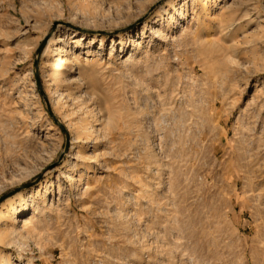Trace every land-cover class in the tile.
Returning a JSON list of instances; mask_svg holds the SVG:
<instances>
[{"label": "rangeland", "instance_id": "obj_1", "mask_svg": "<svg viewBox=\"0 0 264 264\" xmlns=\"http://www.w3.org/2000/svg\"><path fill=\"white\" fill-rule=\"evenodd\" d=\"M64 61L79 86L55 111L83 133L49 112ZM18 191L13 264H264V0H0V197Z\"/></svg>", "mask_w": 264, "mask_h": 264}, {"label": "bare ground", "instance_id": "obj_2", "mask_svg": "<svg viewBox=\"0 0 264 264\" xmlns=\"http://www.w3.org/2000/svg\"><path fill=\"white\" fill-rule=\"evenodd\" d=\"M57 26L58 25H54L53 28L49 32L50 36L45 44L46 46H44L45 49L43 48L44 51L42 50L43 57L50 55L52 53V50L54 49L53 45H55L54 43L57 41V39L55 38V33L53 32ZM73 33L80 34L77 31H73ZM55 51L57 53L56 55L58 58L63 55V48L60 45L55 46ZM86 59H84L82 63L85 64V62L87 61ZM82 63H76L70 66L68 62L64 61V63L62 62V64H59L58 68L53 70L49 74V78L47 81L43 80L45 81L44 89L47 95L49 105L54 111H55V106H56L55 105L56 103H54V99H55L54 97H59L62 94V93H59L61 88L65 87V89H68V90L71 88H78L79 80L75 76H72L71 74L76 73L80 65H82ZM56 113H57L56 116H58L61 119L60 122L62 123V125L66 127V132L68 135H70V133L73 130L76 134H78V132L80 131H82L83 133L85 130H87V127H86L87 124L85 125L84 121H81L80 125H75L73 127L74 124L68 121L64 115L63 116L60 115L58 111ZM72 149L73 147L71 146V150ZM49 181L50 179L45 180L47 184L49 183ZM43 184L44 182H40L37 186H42ZM35 196H37V193L35 194ZM30 197H34V194L31 193ZM26 208L27 206H26V198H25L24 191H18L15 194L10 195L3 202L0 203V242H2L5 246H9L13 242V239L11 238L5 239V236L9 234V233L7 234L6 232V229H7L6 222L11 221V227L8 228V229H12L11 232L9 231L10 234L14 235L15 233H17L16 232L17 230L14 227V224L16 222L21 221L19 219L20 213L23 212ZM22 222L24 225L26 224L27 221L22 220ZM0 264H13V261L9 257H5L3 258V260H0Z\"/></svg>", "mask_w": 264, "mask_h": 264}, {"label": "water", "instance_id": "obj_3", "mask_svg": "<svg viewBox=\"0 0 264 264\" xmlns=\"http://www.w3.org/2000/svg\"><path fill=\"white\" fill-rule=\"evenodd\" d=\"M46 39H44L41 44L39 45L38 49L36 50V61L35 64H37V59L40 56L45 44H46ZM49 112L50 115L53 117L54 121L59 125V127L62 129V131L65 133V135L67 134L66 129L64 128V126L62 125V123L55 117V115L52 113V111L49 108ZM10 195H12V193H9L7 195H4L2 197H0V203L3 202L7 197H9Z\"/></svg>", "mask_w": 264, "mask_h": 264}]
</instances>
